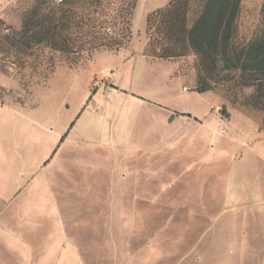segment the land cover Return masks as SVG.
<instances>
[{"label":"rangeland","instance_id":"rangeland-1","mask_svg":"<svg viewBox=\"0 0 264 264\" xmlns=\"http://www.w3.org/2000/svg\"><path fill=\"white\" fill-rule=\"evenodd\" d=\"M60 2L0 0V105L21 125L11 150L71 118L47 155L26 166L22 148L25 188L44 187L25 194L31 250L72 248L83 264H264V244L238 246L247 232L264 240V212H238L229 194L247 123L264 129V78L221 62L199 76L189 52L152 57L146 20L172 0H101L103 28L88 35L76 23L93 0H69L73 24L54 46L32 36L43 29L24 33L33 9ZM263 8L241 0L237 47L264 33ZM201 78L210 91L197 92ZM6 255L0 264L13 263Z\"/></svg>","mask_w":264,"mask_h":264},{"label":"trees","instance_id":"trees-1","mask_svg":"<svg viewBox=\"0 0 264 264\" xmlns=\"http://www.w3.org/2000/svg\"><path fill=\"white\" fill-rule=\"evenodd\" d=\"M68 1L61 0L57 6L50 3L44 9H33L30 16L25 18L24 33L29 32L30 28L43 29L42 33H32V36L40 37L39 43L49 42L54 46L57 39L62 38L61 32L67 31L73 24ZM192 1L172 0L165 9L147 18L148 45L152 48V57L166 60L189 52L197 59L201 72L199 76H203L202 73L210 74L221 62L225 70L243 71L264 78V33L241 47L233 43L241 0H204L195 12ZM93 2L92 11L82 8L77 16V27L87 35L94 32L96 26L103 28L104 24L100 22L95 26V9L102 10L104 6L101 0ZM156 37L161 39L157 40ZM200 80L197 92L210 91L209 83L203 78Z\"/></svg>","mask_w":264,"mask_h":264},{"label":"crops","instance_id":"crops-1","mask_svg":"<svg viewBox=\"0 0 264 264\" xmlns=\"http://www.w3.org/2000/svg\"><path fill=\"white\" fill-rule=\"evenodd\" d=\"M141 65L151 63L146 59H140ZM124 72L118 71L116 73ZM131 72H136L132 70ZM115 80V78H113ZM6 108L0 105V247L13 261L11 264H83L82 259L72 248L66 250L51 249L32 251L28 245L27 215L25 194L43 193L44 187L37 189L25 188L23 155L26 166L32 162L34 155L48 154L61 139L67 129L68 122L59 131L52 130L44 142L33 145L31 149H25L18 135L13 150L10 133L21 132L20 122L16 123L10 117ZM248 131L243 132L238 156H234L233 165L230 168V203L239 212L245 205L251 211L264 212V129H259L251 121L247 123ZM24 129V127H22ZM29 131L39 130V125L32 124ZM241 137V135H239ZM14 144V143H13ZM45 146V147H44ZM22 148L24 149L22 155ZM16 156L18 158H16ZM32 156V157H31ZM43 177L37 178L35 183L42 185ZM28 192V193H25ZM257 228L264 227L261 221H255ZM242 229V228H241ZM246 229V228H243ZM240 239L238 246L262 245L264 240L254 242L253 236ZM255 254V252H253ZM0 263H2L0 261ZM10 264V263H6Z\"/></svg>","mask_w":264,"mask_h":264},{"label":"built area","instance_id":"built-area-1","mask_svg":"<svg viewBox=\"0 0 264 264\" xmlns=\"http://www.w3.org/2000/svg\"><path fill=\"white\" fill-rule=\"evenodd\" d=\"M56 1H58V2H59V1H61V0H56Z\"/></svg>","mask_w":264,"mask_h":264}]
</instances>
